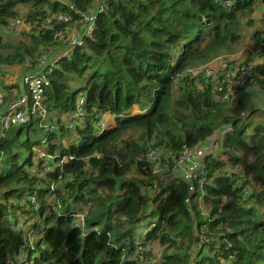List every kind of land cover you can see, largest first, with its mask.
Segmentation results:
<instances>
[{
    "label": "trees",
    "instance_id": "obj_1",
    "mask_svg": "<svg viewBox=\"0 0 264 264\" xmlns=\"http://www.w3.org/2000/svg\"><path fill=\"white\" fill-rule=\"evenodd\" d=\"M99 1L106 9L96 13L91 36L59 56L63 45L52 33L63 25L44 29V19L70 15L67 4L92 12ZM10 19L28 26L11 43L0 34V76L11 67L34 72L42 55H54L41 124L60 128L42 133L32 120L0 138V264H15L18 246L26 243L16 214L30 196L37 198L43 230L29 242L28 264H136L137 250L144 259L151 244L161 248L158 264H264V111L252 109L240 121L233 112L245 88L234 102L221 101L201 69L220 54L228 58L250 28L248 48L262 39L264 15L259 18L253 0H0V30ZM263 73L264 60L253 67L251 82L264 87ZM12 88L0 85L6 91L0 111L14 99ZM78 97L87 114L99 109L111 123L94 129L89 116L72 134L66 129L74 135L66 144L51 143L69 134L61 123ZM221 130L222 150L203 156L206 182L188 206L181 182L153 191L157 176L144 161L149 150L175 155ZM41 138L55 161L72 159L32 175L31 149ZM20 151L25 157L18 161ZM226 164L229 176L221 173ZM58 178L60 186L49 190ZM75 212L84 215L81 230L67 227Z\"/></svg>",
    "mask_w": 264,
    "mask_h": 264
},
{
    "label": "built area",
    "instance_id": "obj_2",
    "mask_svg": "<svg viewBox=\"0 0 264 264\" xmlns=\"http://www.w3.org/2000/svg\"><path fill=\"white\" fill-rule=\"evenodd\" d=\"M114 1V0H110ZM256 7V12L259 18L264 15V0H253ZM222 6L229 8V2H223ZM67 12H58L55 15L44 19L41 27L44 29L51 28V23L62 24L63 28L56 30L52 33V39L62 42L63 48L59 51V56H67L69 52L81 47L86 38H89L94 30L95 15L106 9V4L103 1L96 3V6L92 12H80L74 9L71 5L67 4ZM75 19H72V17ZM4 31H19L21 28H25V24L19 19H10L2 26ZM27 29V27H26ZM264 32V28L262 30ZM245 59H259L264 60V33L262 39H260L255 47L245 48ZM232 57L221 56L213 59L206 66H203L202 72L206 77H211L213 80V87L216 96L225 102H234L236 99L237 91L245 88L250 83L253 75V65L249 62L244 63L241 61H235L228 63ZM54 55H42L36 62V70L33 72H25L20 75V79L15 83L9 84L13 88L10 93L14 94V99L4 105L0 111V138L4 137V134L11 128L24 126L32 120L38 121V128L51 131L52 129L46 125H42L41 121L46 118V109L42 104L44 89L49 85L48 75L52 72L56 59ZM197 72V71H193ZM260 79L264 82V73L260 76ZM6 91L0 89V105L2 104L3 97ZM86 103L84 97H78L76 99L74 109L69 115L70 129L72 126L81 128L86 120V117L91 116L93 119V128L104 129L106 119L105 114L99 109L90 108V114H87ZM45 139L40 141V145L31 149L32 157L35 162L32 163L30 168V174L41 176L42 173L50 172L55 165L58 167L66 162L70 161L72 157L61 156L56 161V157L50 155L45 150ZM210 143L206 142L204 145L193 146H180L178 152L174 155L171 153L163 154L160 149L149 150L145 156L144 161L148 164L150 173L156 175V179L152 182V189L158 193L166 185L172 181L181 182L185 185L186 195L183 203L188 206L190 195L199 193L200 187L205 184L206 178V165L203 162V156L213 155V148L209 146ZM205 148V150H204ZM163 155V156H162ZM1 156V154H0ZM117 162V160H116ZM221 173L225 176H229V171ZM70 180V179H69ZM61 179L58 178V183L49 185V190H54L60 186ZM195 185L197 187H195ZM241 185L239 179H235L233 182L234 187ZM33 199L30 200L32 203ZM200 202V196L197 197V202ZM35 209V206H34ZM71 221L67 223L68 229H79L83 227L84 215L80 212H75L71 215ZM16 226H19L17 223ZM31 228L24 233L22 243L17 248L15 254V264H28V257L26 254L27 248L30 247V241L38 238L43 230L41 222L38 221L37 216L34 217L33 223L26 222L25 227ZM59 230L64 231V226H60ZM205 242L204 237H200L199 243ZM143 260V254L140 249L132 262Z\"/></svg>",
    "mask_w": 264,
    "mask_h": 264
},
{
    "label": "rangeland",
    "instance_id": "obj_3",
    "mask_svg": "<svg viewBox=\"0 0 264 264\" xmlns=\"http://www.w3.org/2000/svg\"><path fill=\"white\" fill-rule=\"evenodd\" d=\"M26 26H28V25H25L24 29H21L19 31H17V30L11 31V32L4 31L3 27H1L0 34H1L4 41L11 43V42L17 40V37H19L18 36L19 33H22L24 30H26ZM250 29L246 30L244 32L241 45L239 47H237L236 49H234V51H233V53H231V55H228L229 57L230 56L232 57L231 59H236L237 61L244 62V60H245L244 51H245V48L247 47L246 45L249 44V36H250V31H251ZM46 55L48 57H50L49 54H46ZM225 55H227V54H220V55H218V57L225 56ZM262 61L263 60H259V59H250L247 62L251 63L253 66H256L257 64L261 63ZM15 70H16L15 67L5 68L4 71H2V75L0 76V85H2V84L9 85V84L15 83V81H18L20 79L21 71L14 73ZM251 80H252V78H251ZM238 98L240 99L241 102H238L237 105L235 106L233 116L238 117L240 119V121L247 122L248 119L244 120V118L252 109L257 110L256 115H259V113H260L259 111H264V87H262L260 85L256 86V85H254V82L250 81V83L247 84L245 89L239 94ZM105 119H106V123H105V127H106L107 125H109L111 123V117L109 115L107 116V114H105ZM261 119L264 120V113L261 115ZM61 125L62 126L64 125L62 127V129L65 128L64 130H66L67 128L70 129L69 115L66 118L65 123H61ZM58 126L59 125H56V126L51 125V126H47V127L51 128L52 131L57 132L60 128ZM44 128L46 129V127H44ZM72 128H74V126H72L70 129L71 134L73 133ZM45 129H42V133L45 132ZM224 130L229 131L228 128H225ZM224 130L216 131L208 139V143H210L209 146L213 148V151H214L213 156L214 157L218 156V153H220V151L222 150L220 147V136L222 135ZM42 133H40V137L43 136ZM68 133L69 134H64L63 137H61L58 140H56V139L51 140L52 141L51 143H55V144L60 143L62 145L66 144L68 141H70L74 137V135H71L70 132H68ZM57 135H58V133H57ZM56 137H58V136H56ZM43 139L44 138H41V140H43ZM44 143H46V141H44ZM35 147H37V146H35ZM1 156H0V158H1ZM24 157H25V153L23 151H20L18 161H21ZM220 159L224 160V157H221ZM31 160H32V163L35 162L34 157H32V156H31ZM49 170H50V172L53 171V169H49ZM223 170H224V172H228L229 171V165L226 164L224 166V169H222L221 171H223ZM50 184H53V188H55L54 183L49 182L48 189H49ZM31 199H33L32 203L30 202ZM27 201H28V204H26V206H25L26 210L25 211L21 210L16 214V218H17L16 221H18V224H19V226H16V227L20 231H23L24 233H26L31 228V226L27 227V228L25 227L26 222L34 220V217L38 216L36 210L34 209V206L38 205L37 198H35L34 196H30ZM29 223H31V222H29ZM146 252L150 253V255L148 254L147 257L145 255V258L141 261H137L136 264H150V263L158 264V262L160 261L161 248H159L156 244H151L146 248ZM146 252L144 250V253H146Z\"/></svg>",
    "mask_w": 264,
    "mask_h": 264
},
{
    "label": "crops",
    "instance_id": "obj_4",
    "mask_svg": "<svg viewBox=\"0 0 264 264\" xmlns=\"http://www.w3.org/2000/svg\"><path fill=\"white\" fill-rule=\"evenodd\" d=\"M204 150H205V148H204Z\"/></svg>",
    "mask_w": 264,
    "mask_h": 264
}]
</instances>
